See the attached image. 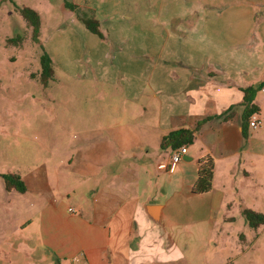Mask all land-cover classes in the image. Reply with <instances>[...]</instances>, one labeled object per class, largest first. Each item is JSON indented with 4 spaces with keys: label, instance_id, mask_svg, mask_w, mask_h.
Masks as SVG:
<instances>
[{
    "label": "crops",
    "instance_id": "0c3cea01",
    "mask_svg": "<svg viewBox=\"0 0 264 264\" xmlns=\"http://www.w3.org/2000/svg\"><path fill=\"white\" fill-rule=\"evenodd\" d=\"M51 1L57 25L36 10L39 33L51 34L41 42L50 80L55 66L70 70L98 99L78 112L76 156L53 159L51 174L43 164L18 173L24 192L0 187L28 196L17 198L26 211L12 223L15 237L0 226V251L9 243L25 252L0 253V264H208L216 221L247 208L248 187L264 192L261 179L248 184L264 167V87L256 128L242 105V89L264 80V0H70L105 38ZM179 128L197 131L168 172L172 149L160 142ZM205 157L214 161L212 187L195 193Z\"/></svg>",
    "mask_w": 264,
    "mask_h": 264
},
{
    "label": "rangeland",
    "instance_id": "374dc122",
    "mask_svg": "<svg viewBox=\"0 0 264 264\" xmlns=\"http://www.w3.org/2000/svg\"><path fill=\"white\" fill-rule=\"evenodd\" d=\"M51 0H0V173L18 174L41 164L47 165L49 174L53 159L58 160L64 152L76 156L79 147L78 112L88 106L95 107L97 92L87 94L89 85L72 71L55 66V78L42 86L39 73V43L32 40L31 27L21 16L19 8L28 6L38 10L43 21L50 26L62 21L60 13L53 8ZM48 29L42 30L39 42L46 44ZM21 38L10 41L9 38ZM51 35V34H50ZM45 47V46H44ZM87 85V86H86ZM100 89V88H99ZM91 95V98L85 97ZM103 104L107 101L103 100ZM259 117L264 125V92L259 104ZM262 125V126H263ZM63 126L67 127L65 131ZM64 137V139H63ZM264 140V139H263ZM65 150V151H64ZM247 172L251 170L246 169ZM264 186V167L251 174ZM0 176V187L4 182ZM15 191V190H14ZM0 193V226L7 237L13 233L12 223L23 214L25 202L17 199L21 193ZM245 207L219 218L208 246V264H264V222L251 225L244 210L250 209L264 216V192L248 187L244 196ZM29 202V199H28ZM256 206V209L253 207ZM262 206V207H261ZM5 223V225H3ZM15 236L12 235L11 238ZM34 241V239H33ZM210 250L220 251L212 255ZM24 248L8 245L0 251L8 255H22Z\"/></svg>",
    "mask_w": 264,
    "mask_h": 264
},
{
    "label": "trees",
    "instance_id": "16d2710c",
    "mask_svg": "<svg viewBox=\"0 0 264 264\" xmlns=\"http://www.w3.org/2000/svg\"><path fill=\"white\" fill-rule=\"evenodd\" d=\"M64 6L71 11L75 12L80 21L85 25V27L96 34L99 38H105L104 34L99 29V22L95 19L91 14L87 11L83 10L80 6L72 3L70 0H63ZM19 12L21 16L26 20L27 24L31 27V37L32 40L36 43H39L40 53L38 56V62L40 65V73L39 79L43 86H46L48 81L53 78V68H52V60L48 53L45 51L42 44L39 42V31H40V16L38 12L28 6H22L19 8ZM21 37L18 35L17 38H9L10 41H17ZM264 87V80L251 84L245 88H243L244 97L242 101L243 105V118L245 121H248L249 117L256 113L258 110V106L254 103L255 97L257 93ZM232 107L230 108V110ZM229 112V110H228ZM227 114V113H225ZM245 124L243 125L244 136H246L245 132ZM196 129L189 128H179L168 132L165 136H163L160 142V148H171L174 149L176 147L182 145H188L193 142ZM213 170H214V161L211 157H205L199 161V167L197 172V178L193 184V191L195 193H203L211 189L212 187V178H213ZM0 176L4 180V184L6 189L14 188L19 192L25 191V186L21 177L18 174H2ZM247 220L251 225H254L255 220H260L259 222H264V216L255 213L250 209H246L243 211Z\"/></svg>",
    "mask_w": 264,
    "mask_h": 264
},
{
    "label": "built area",
    "instance_id": "2783aa9c",
    "mask_svg": "<svg viewBox=\"0 0 264 264\" xmlns=\"http://www.w3.org/2000/svg\"><path fill=\"white\" fill-rule=\"evenodd\" d=\"M258 124H259V120L256 114L253 113L248 119V125L251 128H256ZM186 152H187V149L185 145L176 147L171 150L169 160H168V165L166 166V169L168 172H172L175 169L176 165L180 162V160L182 159L183 155L186 154ZM70 210H73V209H70Z\"/></svg>",
    "mask_w": 264,
    "mask_h": 264
},
{
    "label": "water",
    "instance_id": "95a60500",
    "mask_svg": "<svg viewBox=\"0 0 264 264\" xmlns=\"http://www.w3.org/2000/svg\"><path fill=\"white\" fill-rule=\"evenodd\" d=\"M147 209H148L149 211L152 210V206H151V205L147 206ZM151 219H152L153 221H155V222L159 221V219H158L156 213H155V215L151 216Z\"/></svg>",
    "mask_w": 264,
    "mask_h": 264
}]
</instances>
